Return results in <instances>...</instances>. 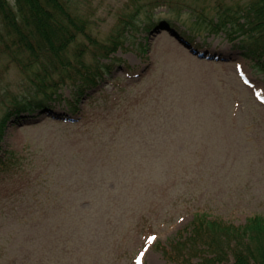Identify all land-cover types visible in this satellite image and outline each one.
Wrapping results in <instances>:
<instances>
[{
    "label": "rangeland",
    "instance_id": "rangeland-1",
    "mask_svg": "<svg viewBox=\"0 0 264 264\" xmlns=\"http://www.w3.org/2000/svg\"><path fill=\"white\" fill-rule=\"evenodd\" d=\"M78 1L107 42L121 15L160 0ZM218 1L246 0L145 5L96 86L63 84L42 107L6 113L0 264H180L154 243L170 248L197 210L235 224L264 215V74L223 31L185 36ZM26 80L0 53V95Z\"/></svg>",
    "mask_w": 264,
    "mask_h": 264
},
{
    "label": "trees",
    "instance_id": "trees-1",
    "mask_svg": "<svg viewBox=\"0 0 264 264\" xmlns=\"http://www.w3.org/2000/svg\"><path fill=\"white\" fill-rule=\"evenodd\" d=\"M161 1L145 5L155 7ZM216 3L213 16L205 9L196 10L194 26L185 31V36L194 43L199 29L223 31L254 69L264 74V0ZM145 5L138 4L129 19L121 15L117 29L104 42L87 30V20L76 12L81 7L78 0H0V53L7 52L14 59L28 83L22 92L8 89L0 95V106L6 109L0 116V138L6 113L42 107L47 99L60 96L63 84H71L75 95L96 86L111 65L102 59H110L123 44L122 38L137 27L136 15ZM147 16L151 18V11ZM151 26L150 22L145 27ZM80 35L89 44L81 42ZM29 94H39L40 98ZM5 154L9 155L4 161L0 150V170L15 157L10 150ZM154 244L167 260L180 264H264V215L255 213L245 223L235 224L197 210L170 248L160 241Z\"/></svg>",
    "mask_w": 264,
    "mask_h": 264
},
{
    "label": "snow or ice",
    "instance_id": "snow-or-ice-1",
    "mask_svg": "<svg viewBox=\"0 0 264 264\" xmlns=\"http://www.w3.org/2000/svg\"><path fill=\"white\" fill-rule=\"evenodd\" d=\"M152 239H155V237H152Z\"/></svg>",
    "mask_w": 264,
    "mask_h": 264
}]
</instances>
